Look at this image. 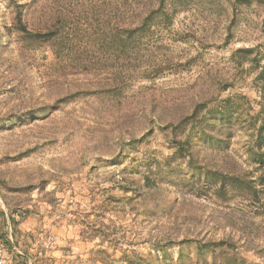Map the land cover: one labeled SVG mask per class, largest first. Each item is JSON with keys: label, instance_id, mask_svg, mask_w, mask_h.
Segmentation results:
<instances>
[{"label": "rangeland", "instance_id": "obj_1", "mask_svg": "<svg viewBox=\"0 0 264 264\" xmlns=\"http://www.w3.org/2000/svg\"><path fill=\"white\" fill-rule=\"evenodd\" d=\"M156 1L19 0L28 29L64 21L57 55L21 46L0 0V264H127L132 250L167 245L175 257L183 237L226 235L264 260L256 203L219 202L204 185L123 189L171 153L161 126L195 103L241 93L258 109L260 67L233 53L263 55L264 0H178L116 52L112 34L135 29ZM240 123L225 151L202 148L199 160L252 171Z\"/></svg>", "mask_w": 264, "mask_h": 264}, {"label": "trees", "instance_id": "obj_2", "mask_svg": "<svg viewBox=\"0 0 264 264\" xmlns=\"http://www.w3.org/2000/svg\"><path fill=\"white\" fill-rule=\"evenodd\" d=\"M12 7V24L14 33L21 46L30 50L42 47H52L57 55L67 36L64 31V21L58 23L44 21L41 28L28 29L22 20V6L19 0H8ZM154 9H150L135 29H124L123 33L112 34V40L118 39L115 51L125 55L130 49L132 34L142 32L150 25L154 15L167 18V6H175L178 0H157ZM234 4L250 6L251 0H233ZM136 31V32H134ZM252 47L238 48L234 51L242 56L238 64H251L253 61L260 67L253 78L259 87L260 97L258 109L251 113L248 98L238 93L222 98H214L193 105L191 111L168 121L161 130L168 138L171 153L162 160L155 159L153 164L146 166L140 173L139 180L130 179L122 187L126 191L136 192L138 186L154 191L165 185L173 187H191L204 185L210 196L219 202H229L232 199L249 200L256 203L255 215H264V53L260 59L250 57ZM263 62L262 65L260 63ZM242 122L248 124L251 130L249 141L245 147L246 160L252 164V171L235 173L210 168L198 158L200 149L209 148L214 151H225L229 147L233 128ZM136 196V195H135ZM134 196V197H135ZM140 196V195H139ZM119 200V199H117ZM1 214L4 215L1 209ZM5 223V218L2 219ZM103 236L100 241H102ZM171 243V242H170ZM176 256L168 253L167 245L153 246V255L140 254L134 250L129 255L124 253L121 258L127 264H264V260L248 259L244 252V244L229 235L219 238L183 237L175 241Z\"/></svg>", "mask_w": 264, "mask_h": 264}]
</instances>
